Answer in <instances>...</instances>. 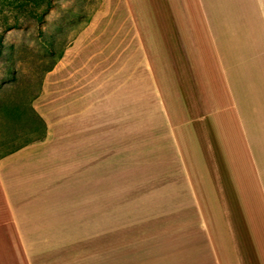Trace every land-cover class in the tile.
Here are the masks:
<instances>
[{"label": "crops", "instance_id": "1", "mask_svg": "<svg viewBox=\"0 0 264 264\" xmlns=\"http://www.w3.org/2000/svg\"><path fill=\"white\" fill-rule=\"evenodd\" d=\"M149 4L159 19L151 42L166 28L169 52L158 61L150 53L148 64L164 66L165 109L171 95L180 121L166 124L163 139L126 135L136 128L126 109H141L142 90L157 95V77L151 86L125 74L115 26L100 28V52L81 56L78 41L68 47L44 77L34 113L21 112L39 129L43 122L44 137L0 155V264H114L126 250L139 256L144 244L153 252L186 231L190 209L211 226L215 264H264V0ZM190 17L217 78L198 70L188 85L172 74V38L176 27L188 35ZM96 21L79 38L100 33L91 29Z\"/></svg>", "mask_w": 264, "mask_h": 264}, {"label": "rangeland", "instance_id": "2", "mask_svg": "<svg viewBox=\"0 0 264 264\" xmlns=\"http://www.w3.org/2000/svg\"><path fill=\"white\" fill-rule=\"evenodd\" d=\"M112 3L111 9L106 0H0V100L8 104L7 108L0 110V155L39 135L37 123L31 124V116L28 114L30 117L27 118L21 112L28 110V103L40 90L47 74L45 72L54 60L51 51L66 50L78 41L83 47L81 56L93 48L94 53L100 52L101 44L106 43L100 28L106 26L109 31L115 26L113 36L118 35L125 45V74H138L141 84L151 86H155L153 79L155 75L157 77V95L142 90L138 98L141 109H136L139 111L135 113H132L133 109H126V124L136 123V128L126 130V135H134L140 140L169 136L166 124L180 121L179 109H173L171 95L170 109H165L164 66L148 64L150 53L158 61L160 51L169 52L166 49V28H161L157 41L151 42L149 31L154 29L159 19L150 16L154 9H150L149 0H136L135 3L133 0H113ZM106 5L109 16H101L103 20H99ZM96 17L97 21L91 29L100 33L95 37L90 34L79 38L92 24V18ZM88 19L89 23L85 26ZM188 25V35L181 36L180 28L176 27L172 38L176 43L174 58L179 62V65L173 66L174 78L177 73H183L189 85L193 81L190 79L199 70L202 75L205 73L216 79L214 57L197 19L190 17ZM118 30L121 32L116 34ZM153 36L155 40V34ZM112 53L116 54V50ZM173 85L180 86V81L176 79ZM36 99L30 103L33 108ZM172 132L180 138L179 129ZM184 218L189 221L187 230L181 227L180 233L171 241L158 242L153 252L147 251L146 245L142 244L139 256L126 250L123 258L116 259L114 264H215L207 231L211 226L202 225L193 209ZM173 222L175 224L176 219Z\"/></svg>", "mask_w": 264, "mask_h": 264}, {"label": "trees", "instance_id": "3", "mask_svg": "<svg viewBox=\"0 0 264 264\" xmlns=\"http://www.w3.org/2000/svg\"><path fill=\"white\" fill-rule=\"evenodd\" d=\"M88 23H89V19L86 21L85 26H87ZM64 50L65 49L62 48L60 51H55V50L51 51V55L54 57V60H53L52 65L50 66V68L47 69L45 73L50 72L54 68V66L59 62V60L62 58ZM41 92L42 91H41V86H40V90H39L38 94L30 100V102L27 105L28 110L24 109L25 111H31L32 113H34V111H33L34 108L31 106L30 103L32 102V100L38 98L41 95ZM5 102L0 100V110L5 109V108L8 107V104H6L7 102L6 103ZM39 125H40V128H41V129H39L40 130L39 133L42 134V137H44L45 132H46V128H45L43 122L40 121V120H39Z\"/></svg>", "mask_w": 264, "mask_h": 264}]
</instances>
